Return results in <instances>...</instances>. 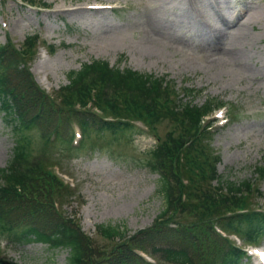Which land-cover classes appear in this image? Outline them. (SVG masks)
I'll use <instances>...</instances> for the list:
<instances>
[{
  "label": "rangeland",
  "instance_id": "1",
  "mask_svg": "<svg viewBox=\"0 0 264 264\" xmlns=\"http://www.w3.org/2000/svg\"><path fill=\"white\" fill-rule=\"evenodd\" d=\"M44 1L50 8L0 0V44L12 40L20 47L27 35L40 33L54 45L52 51L42 45L31 62L47 92L67 84L68 73L83 63L103 59L120 68L165 76L176 85L182 102L226 104L229 116L234 112L236 117L228 122L227 110L218 111L209 138L222 156L219 173L224 180H250L261 187L258 203L264 207V20L254 19L250 43L238 47L242 62L230 51L234 36L221 43L217 33L224 27L219 13L231 21L237 15L246 19L264 10V0ZM97 2L105 5L99 12H73L79 5ZM170 129L171 123L164 121L156 135L140 123L118 134L93 131L75 146L46 141L39 130L27 134L32 155L43 153L57 162L59 174L77 191L60 208L71 216L78 212L83 231L103 244L97 225L120 224L133 234L149 227L161 211L158 174L145 161L157 136L164 137ZM14 138L0 109V168L12 155ZM0 246L18 264H67L69 257L67 249L42 242L8 243L1 233Z\"/></svg>",
  "mask_w": 264,
  "mask_h": 264
},
{
  "label": "trees",
  "instance_id": "2",
  "mask_svg": "<svg viewBox=\"0 0 264 264\" xmlns=\"http://www.w3.org/2000/svg\"><path fill=\"white\" fill-rule=\"evenodd\" d=\"M41 42L35 33L20 47L12 40L0 44V109L15 137L12 155L0 168L5 240L67 249V264H240L244 252L216 226L256 242L264 236V212L253 207L258 189L251 181L222 180L218 173L221 157L210 147L213 124L205 119L217 104L182 102L166 77L101 59L70 71L69 82L49 93L30 67ZM137 121L155 135L162 122L171 123L145 161L158 174L163 207L149 227L133 234L120 224L98 225L97 235L106 241L98 244L82 230L78 212L71 216L60 208L73 189L57 175L56 162L32 155L27 132L39 130L46 141L71 145L74 125L85 135L118 134L133 130ZM0 264L18 263L5 258L0 246Z\"/></svg>",
  "mask_w": 264,
  "mask_h": 264
},
{
  "label": "bare ground",
  "instance_id": "3",
  "mask_svg": "<svg viewBox=\"0 0 264 264\" xmlns=\"http://www.w3.org/2000/svg\"><path fill=\"white\" fill-rule=\"evenodd\" d=\"M97 6L94 4H89V6L86 5H79L73 9V12H84V11H90V12H99L102 10L100 7L102 5V2ZM69 11V10H68ZM219 20L223 24L224 27L217 28V33L219 34L218 40L221 38V43L224 42V40H227L229 36H234V41L230 45L234 46V49H230L231 52H234L238 50V47L242 44H249L250 43V32H249V26L254 23V19L264 20V10L255 11V13L247 17L246 19H242L238 15L231 21L230 16L226 14L219 13ZM230 19V21H229ZM242 19V20H241ZM231 30H233V33H231ZM231 33V34H230ZM228 44V43H226ZM234 57L237 62H242L243 57L238 52L236 55L234 54Z\"/></svg>",
  "mask_w": 264,
  "mask_h": 264
}]
</instances>
